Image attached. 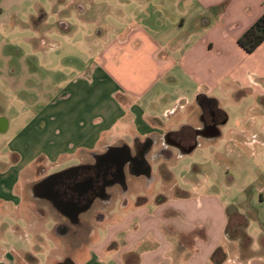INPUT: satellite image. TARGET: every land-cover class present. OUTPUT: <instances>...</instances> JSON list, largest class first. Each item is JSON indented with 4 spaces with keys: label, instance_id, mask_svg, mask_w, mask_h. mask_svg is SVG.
Masks as SVG:
<instances>
[{
    "label": "crops",
    "instance_id": "1",
    "mask_svg": "<svg viewBox=\"0 0 264 264\" xmlns=\"http://www.w3.org/2000/svg\"><path fill=\"white\" fill-rule=\"evenodd\" d=\"M139 1L149 4L136 12L137 21L130 23L128 17H120L126 25L117 29L114 39H109L104 38L108 24L90 16L88 4L93 0H70L69 7L76 11L74 21L82 27L88 24L85 28L90 38L103 46L104 67L119 79L115 81L120 86L115 83L109 94L112 97L100 95L99 99L94 94L92 99L88 96L94 89L96 73L87 85L86 81L83 84L78 81L68 86L63 91L67 100L54 105L55 113L39 116L57 122L56 133L35 131L33 139L29 126L16 131L17 123L6 111L10 95L16 92L20 65L26 68L27 57L18 47L15 31L44 30L45 18H40L45 12L37 0H0V213H15L16 218L28 223V228L15 236L18 245L23 246L6 241V234H15V225L0 226V264H43L36 255L38 248L46 249L43 236L49 232L34 228L38 229L46 219V211L37 204L50 205L43 201L45 198L32 196L30 189L37 179L55 174H47V170L41 169L44 165L53 168L64 161H76L57 172L62 173L120 141L131 142L136 137L144 140L149 136L164 138L187 126L197 128L200 101H211L212 110L225 113L228 122L201 135V145L180 153V157L202 148L207 152L204 147L210 145L221 147L219 141L225 142L226 147L237 134L228 129L230 117L223 108V100L230 95L240 103L251 97L264 104V44L252 54L245 53L238 44L241 36L264 14V0ZM102 8L108 10V5L103 2ZM167 10L177 12L171 15ZM56 28L62 33L75 30L66 19L56 24ZM38 35L42 39L24 35L21 39L25 46L34 45L38 51L40 43L46 45L45 34ZM119 92L126 95L124 101H118ZM84 93L86 105L81 103ZM109 98L116 99L113 109L107 105ZM118 126L123 131L115 136L112 133ZM33 140L46 142L48 149L31 158L22 149L14 148L16 142H21L23 148L29 149ZM216 158L214 153L213 159L218 161ZM5 159L12 160L9 167ZM170 164L168 177L155 167L153 182L137 183L126 203L111 208L92 231L86 232L87 242L82 248L79 243L75 251L54 264H214L212 256L219 248L226 254L223 264H264V232L258 241L250 235L252 256L243 258L239 241L228 240L225 235L229 224L226 203L217 193L208 192L205 185L192 188L168 185L173 175ZM26 172L29 174L24 182L22 176ZM159 178L162 181L158 189ZM203 191L206 192L202 194ZM28 193L31 196L27 201ZM61 223L60 219L53 231L57 239L75 236L59 233ZM260 226L264 231V222Z\"/></svg>",
    "mask_w": 264,
    "mask_h": 264
},
{
    "label": "rangeland",
    "instance_id": "2",
    "mask_svg": "<svg viewBox=\"0 0 264 264\" xmlns=\"http://www.w3.org/2000/svg\"><path fill=\"white\" fill-rule=\"evenodd\" d=\"M37 1L44 8L45 14L40 20L45 18V29L39 33L34 30L24 33L20 30L15 31L14 38L17 39L18 47L24 50L27 57L24 63L26 68H23L22 64L20 65L22 71L16 80V92L14 95H10V107L6 111L17 123L16 131L18 132L24 125L29 126V131L33 133V139L35 131L45 134L56 133L58 123L49 121L48 117L41 119L39 116L41 113L42 115L47 113L48 116L55 113L54 105L67 100L64 99L66 95L63 91L68 86L76 85L78 81L81 84L86 81L87 85V81H92V75L96 73L94 89L88 92V96L92 99L95 95V99H99L100 95L107 97L110 90L115 89V83L116 86L119 85L116 82L119 79H115L104 67L103 59H101L103 46L94 38H90L89 31L85 28L88 24L82 27L80 23L74 21L76 11L69 7L70 0H67V4L66 0H62L63 3L57 2V0ZM103 2L108 5V10L100 9ZM145 3L143 4L139 0H93V3L88 4V9L93 19L95 17L99 22L105 21L108 24L109 30L104 38L114 39L117 36V29L126 25L120 17H128V20L131 19L130 23L133 20L137 21L136 12L143 11L149 4ZM33 9V13H36L35 8ZM166 12L172 15L177 10H167ZM63 19H66L67 23L73 24L75 30L70 33L59 32L56 24ZM40 33L45 34L46 45L40 43L38 51L34 50V45L25 46L24 39H21L23 35L24 37L42 39L38 35ZM115 63L118 61L116 60ZM95 69L96 72H94ZM83 75L86 77H82ZM86 94L81 95L82 104L87 99ZM118 94V101H124L126 95L120 92ZM223 101V108L230 117L228 129L237 134L233 136V142L226 144V148L223 146L225 142L219 141L221 147L210 145L204 147L208 148L207 152L202 148L192 155L175 157L170 164L173 175L167 184H177L182 188H192L198 184L205 185L208 192L217 193L226 203L227 208L231 211V218L245 220L248 235H252L258 241L264 232L260 228V222H264V104L251 97L237 103L232 100L230 95ZM114 102L116 99L114 101L109 98L107 105L112 106L113 109ZM48 104H52L51 108L44 112ZM181 121L184 122V119ZM46 122H48L47 125ZM121 131L123 128L118 126L112 134L116 136ZM22 144L16 142L14 148L22 149L25 155L31 158L37 157L40 150L48 149L46 142L39 143L33 140L29 144V149L23 148ZM214 153L218 161L213 159ZM5 160L9 167L12 160ZM75 162L64 161L53 168H47L44 165L41 169L47 170V174H53L72 166ZM28 174L27 172L23 174L24 182ZM161 181L159 178L158 189L161 187ZM204 192L206 191H203L202 194ZM29 196L31 195L28 193L25 197L27 201ZM233 206L236 212L233 211ZM37 207L46 211V219L42 221L43 225H40L38 229L33 227L34 231L46 230L49 232L48 234L43 233V239L47 243L46 249L38 248L36 255L43 264H54L55 260L75 251L79 243L81 248L86 244V232L63 240L57 239L53 231L56 223L60 220L59 215L46 204L38 203ZM237 213L238 216H236ZM17 216L15 213L13 215L0 213V226L6 228L15 225L16 235L11 232L5 237L6 241H10L13 245H18L16 237L28 228V223L16 218ZM31 238L33 239V235ZM23 245L25 244L20 243L18 246Z\"/></svg>",
    "mask_w": 264,
    "mask_h": 264
},
{
    "label": "flooded vegetation",
    "instance_id": "3",
    "mask_svg": "<svg viewBox=\"0 0 264 264\" xmlns=\"http://www.w3.org/2000/svg\"><path fill=\"white\" fill-rule=\"evenodd\" d=\"M211 101H200L196 116L199 126H187L164 138L149 136L144 140L134 138L131 142L120 141L100 153H93L90 159L72 170L62 172L54 186L44 190L46 201L59 215L62 223L59 233L77 235L92 231L99 221L114 206L126 203L137 183L154 181L156 167L162 176H169V167L180 153H188L201 145V135L226 125L228 117L220 110H212ZM176 147L178 150H174ZM115 148V149H111ZM148 173V177L145 174ZM57 174V173H55ZM51 176V175H50ZM49 177V176H47ZM47 177L37 179L30 189L35 197L34 186ZM55 203H62L69 210L82 211L76 223L62 215Z\"/></svg>",
    "mask_w": 264,
    "mask_h": 264
},
{
    "label": "trees",
    "instance_id": "4",
    "mask_svg": "<svg viewBox=\"0 0 264 264\" xmlns=\"http://www.w3.org/2000/svg\"><path fill=\"white\" fill-rule=\"evenodd\" d=\"M238 44L240 48L247 54L254 53L261 45L264 44V14L256 21V23L248 29L239 39ZM234 209V206H233ZM233 211L236 212V209ZM227 214L229 217V224L226 229V237L231 241H239L240 252L243 258H250L252 256L251 246L252 238L246 231L245 220H239L235 217L231 218V211L228 208ZM238 216V213L237 215ZM264 246V239H262ZM226 260V254L219 248L212 256L214 264H223Z\"/></svg>",
    "mask_w": 264,
    "mask_h": 264
},
{
    "label": "water",
    "instance_id": "5",
    "mask_svg": "<svg viewBox=\"0 0 264 264\" xmlns=\"http://www.w3.org/2000/svg\"><path fill=\"white\" fill-rule=\"evenodd\" d=\"M115 149V148H111ZM61 173L53 174L49 177H47L45 180L42 182L38 183L37 185L34 186V194L35 197L38 199H44L46 196L44 195L45 189L47 188L48 185H50L51 189L54 186V183L51 184L52 181H55L58 176H60ZM55 208L63 215L72 218L73 222L76 223L79 215L81 214L82 211L78 210H69L67 207H65L62 203H55Z\"/></svg>",
    "mask_w": 264,
    "mask_h": 264
}]
</instances>
